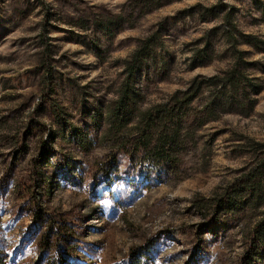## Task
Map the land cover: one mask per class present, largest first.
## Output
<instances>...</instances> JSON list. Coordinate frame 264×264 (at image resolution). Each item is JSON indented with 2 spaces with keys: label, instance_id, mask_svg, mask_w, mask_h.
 Instances as JSON below:
<instances>
[{
  "label": "rangeland",
  "instance_id": "obj_1",
  "mask_svg": "<svg viewBox=\"0 0 264 264\" xmlns=\"http://www.w3.org/2000/svg\"><path fill=\"white\" fill-rule=\"evenodd\" d=\"M238 58L244 105L203 84L175 135L174 96ZM259 144L264 0H0L4 264H264V204L194 205L241 185Z\"/></svg>",
  "mask_w": 264,
  "mask_h": 264
},
{
  "label": "trees",
  "instance_id": "obj_2",
  "mask_svg": "<svg viewBox=\"0 0 264 264\" xmlns=\"http://www.w3.org/2000/svg\"><path fill=\"white\" fill-rule=\"evenodd\" d=\"M147 55L148 51L146 48L141 47L126 63V78L122 84L124 94L120 98L119 107L121 110H124V103L129 101L131 91L133 89L135 74L142 66ZM239 60L240 58L237 59V62L233 68L223 75H217L208 79H203L201 81L202 83L199 84L198 87L196 85L197 81H195L188 91L174 96L173 100L169 104L171 106L164 110L161 120L165 121L168 119L176 124L177 128L173 132L175 135L178 134V126L181 125L182 119H184L183 112L185 111V108L198 96V91L203 84H205L206 87L216 89L220 95L227 96L228 102H226V104L235 107L244 105L243 103L248 96V92L244 87V82L241 80V74L239 72L240 68L238 65ZM257 87V85L254 86V88ZM127 111L124 112L125 114L124 117L121 118V121H124V118L126 119V117L129 115V112ZM155 119L156 118H154L153 115H150L146 120H143L142 126H144V132L150 130L151 124H154L156 121ZM172 142H170V144L173 146L175 141L172 140ZM164 146L165 145L163 144V147ZM257 151L259 154H263V156H259L257 166L250 170L248 174L242 179L241 185L239 184L232 188H228L223 194L217 195L212 199L206 200L204 198H197L194 201V205L197 210H199L204 215L218 216L220 213L223 215H229L231 218H236L240 216L239 212H241L242 209L244 210V205L250 204V206H260L261 204H264V144H259ZM262 232L264 233V229ZM51 234H53L52 228L47 234L44 235L43 239L41 240L43 246L50 247ZM4 261L5 260L3 259L0 252V264H4ZM53 263L55 264V262Z\"/></svg>",
  "mask_w": 264,
  "mask_h": 264
}]
</instances>
